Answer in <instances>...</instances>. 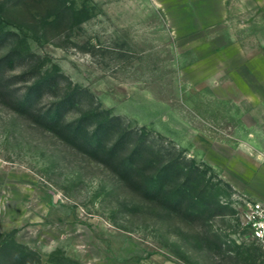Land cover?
Here are the masks:
<instances>
[{
    "label": "rangeland",
    "instance_id": "1",
    "mask_svg": "<svg viewBox=\"0 0 264 264\" xmlns=\"http://www.w3.org/2000/svg\"><path fill=\"white\" fill-rule=\"evenodd\" d=\"M264 0H0V264H264Z\"/></svg>",
    "mask_w": 264,
    "mask_h": 264
},
{
    "label": "built area",
    "instance_id": "2",
    "mask_svg": "<svg viewBox=\"0 0 264 264\" xmlns=\"http://www.w3.org/2000/svg\"><path fill=\"white\" fill-rule=\"evenodd\" d=\"M243 220L251 237L264 246V204H248Z\"/></svg>",
    "mask_w": 264,
    "mask_h": 264
}]
</instances>
